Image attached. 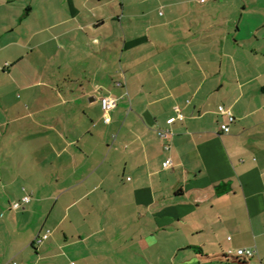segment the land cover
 <instances>
[{"label": "crops", "instance_id": "crops-1", "mask_svg": "<svg viewBox=\"0 0 264 264\" xmlns=\"http://www.w3.org/2000/svg\"><path fill=\"white\" fill-rule=\"evenodd\" d=\"M239 1L0 0V264H264V0Z\"/></svg>", "mask_w": 264, "mask_h": 264}, {"label": "built area", "instance_id": "built-area-1", "mask_svg": "<svg viewBox=\"0 0 264 264\" xmlns=\"http://www.w3.org/2000/svg\"><path fill=\"white\" fill-rule=\"evenodd\" d=\"M199 2L203 3L205 2L206 0H198ZM118 105V102L116 99L114 98H111V97H104L102 99V107H103V110L108 113L109 111L115 109ZM179 119L180 120H184V115L182 114H179ZM229 119H230V122H233L234 121V118L233 116L229 113ZM107 121H108V117H107ZM222 129V132L225 133V134H228L230 132V128L227 124L225 125H222L221 127ZM172 165V161L171 160H168L167 161V166H170ZM31 201V198L29 196H26L22 199L21 202H18V203H15L13 205V207L15 209H18L21 207L22 204H26V203H29ZM49 238V234H46L44 235L43 237H39L37 240H36V244H40L42 243L43 241L47 240ZM255 250L254 249H251V248H243V249H239L237 251V257L240 258V259H249V258H252L254 257L255 255ZM9 264H19L18 262L16 261H13V262H10Z\"/></svg>", "mask_w": 264, "mask_h": 264}, {"label": "rangeland", "instance_id": "rangeland-1", "mask_svg": "<svg viewBox=\"0 0 264 264\" xmlns=\"http://www.w3.org/2000/svg\"><path fill=\"white\" fill-rule=\"evenodd\" d=\"M237 2H236V4L234 5V7L236 8V9H239L240 7H241V3H240V1L239 0H236Z\"/></svg>", "mask_w": 264, "mask_h": 264}]
</instances>
